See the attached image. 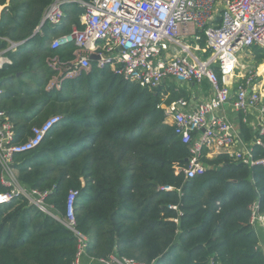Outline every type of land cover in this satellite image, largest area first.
I'll list each match as a JSON object with an SVG mask.
<instances>
[{"label": "trees", "instance_id": "trees-1", "mask_svg": "<svg viewBox=\"0 0 264 264\" xmlns=\"http://www.w3.org/2000/svg\"><path fill=\"white\" fill-rule=\"evenodd\" d=\"M54 1L0 0V51L22 43L7 53L12 64L0 69V111L13 125L14 144L61 117L39 147L14 156L19 183L49 192L47 203L61 217L70 191H78L76 229L88 237L86 253L94 260L264 264L251 225L253 205L264 214V167L227 154L209 160L205 151L206 172L187 179L190 149L165 119V107L190 103L194 88L207 92L209 84L167 81L149 90L92 62L89 71L48 89L57 75L48 61L70 63L76 49L51 43L82 30L85 13L81 4L65 3L62 23L36 33ZM249 54L256 67L264 64L263 49ZM243 117L240 130L250 140ZM262 159L264 148L254 146L251 160ZM7 192L0 180V193ZM77 245L71 230L23 197L0 206V264H73Z\"/></svg>", "mask_w": 264, "mask_h": 264}, {"label": "built area", "instance_id": "built-area-1", "mask_svg": "<svg viewBox=\"0 0 264 264\" xmlns=\"http://www.w3.org/2000/svg\"><path fill=\"white\" fill-rule=\"evenodd\" d=\"M71 2L85 8L81 17L83 29L74 28L52 41V49L68 45L76 49L75 59L70 63L58 58L48 61L57 73L48 89L59 88L64 79L89 71L92 55L99 56L96 61L99 69L109 67L125 80L149 90L159 88L169 79L185 85L206 81L213 96L195 110L186 111L190 103L185 100L164 108L166 122L175 127L176 134L190 149L191 156L183 171L187 179H193L206 172L202 161L205 151L237 145L235 124L222 114L232 101L234 87L236 96L232 105L243 114V122L251 110H257L262 117L253 147L264 148V80L258 69L241 75L240 59L242 53L249 54L253 47L264 50V0H55L45 12L41 26L60 25L64 18L62 6ZM9 43L8 49L0 51V69L12 64L7 53L19 46ZM171 48L175 54L171 58L164 56ZM60 121V116H53L33 128L26 142L14 144L13 125L6 112L0 111V180L8 189L7 193H0V206L23 197L66 226L78 243L73 264H143L114 255L102 260L87 256L89 239L76 229L74 216L78 191H70L66 216L61 217L47 203L49 192L28 189L19 183L14 156L39 147ZM252 148L232 156L247 165L264 167V159L251 160ZM251 225L257 234L258 226L264 230V214L258 212L256 205L252 207Z\"/></svg>", "mask_w": 264, "mask_h": 264}, {"label": "crops", "instance_id": "crops-1", "mask_svg": "<svg viewBox=\"0 0 264 264\" xmlns=\"http://www.w3.org/2000/svg\"><path fill=\"white\" fill-rule=\"evenodd\" d=\"M175 54V50L174 49H169L165 52L164 56L171 58L173 55ZM249 55V54H248ZM163 57V56H162ZM264 65V64H263ZM261 65V66H263ZM261 78H263L262 80H264V76H262L261 74ZM173 82L176 85H178L174 80H166V82ZM165 82V83H166ZM164 83V84H165ZM195 83H192L191 85H186V87H193ZM232 101L228 106H225V108L222 111V114L225 115L229 120H231L236 127L237 133H238V142L236 146L230 147V148H219V147H214L209 151H206V159L209 160H214L216 159L218 156L223 155V154H227L232 156L234 153L236 152H241V153H246V151L251 150V148L253 147V140L255 138V134L257 131V128H259L260 124H261V115L259 114V112L257 110H251L247 115H246V122L245 124L248 126V128L250 129L251 132V137L252 139L250 140H246L244 138V136L241 133L240 130V122H241V118L240 115L241 113H239L238 111H236L233 108L232 102L235 98V90L234 87L232 89ZM191 100H190V106L187 107L185 110L186 111H193L197 108L198 105H200L203 101L210 99L213 96V92L209 86V89L207 90V92H203L201 89L199 88H194V90L192 91V95H191ZM194 101V103H193ZM198 135H196L197 137ZM257 229L259 230L258 236L260 238V245L261 248L264 251V230L262 226H258Z\"/></svg>", "mask_w": 264, "mask_h": 264}, {"label": "rangeland", "instance_id": "rangeland-1", "mask_svg": "<svg viewBox=\"0 0 264 264\" xmlns=\"http://www.w3.org/2000/svg\"><path fill=\"white\" fill-rule=\"evenodd\" d=\"M240 56L242 67L241 75H246L249 71L258 69L259 73L264 76V66L256 67L255 63L252 61L250 54L248 55L247 53H242Z\"/></svg>", "mask_w": 264, "mask_h": 264}, {"label": "water", "instance_id": "water-1", "mask_svg": "<svg viewBox=\"0 0 264 264\" xmlns=\"http://www.w3.org/2000/svg\"><path fill=\"white\" fill-rule=\"evenodd\" d=\"M44 25V24H43ZM42 25V26H43ZM41 26V27H42ZM19 45H21L22 43H18ZM99 59V56H95V55H92L91 56V60L93 61V62H96L97 60ZM179 86H181V87H183V86H186L185 84H183V83H180V82H177V81H175ZM193 103H194V101H193ZM180 108H182V106H179Z\"/></svg>", "mask_w": 264, "mask_h": 264}]
</instances>
